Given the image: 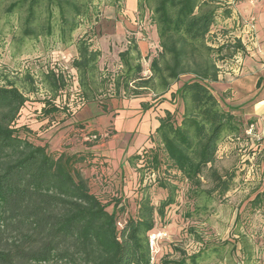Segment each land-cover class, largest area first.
I'll use <instances>...</instances> for the list:
<instances>
[{
  "label": "trees",
  "instance_id": "trees-1",
  "mask_svg": "<svg viewBox=\"0 0 264 264\" xmlns=\"http://www.w3.org/2000/svg\"><path fill=\"white\" fill-rule=\"evenodd\" d=\"M42 4L47 7V18L36 29L34 23ZM53 6L62 24L70 23L68 31H72L76 24L68 20L67 13L73 12V17L83 13L72 0H13L5 11L10 14L24 9L22 35L37 37L51 35ZM144 6L149 23L156 28L160 48L149 62L151 75H142L141 54L131 38L118 54L119 73L109 77L112 90L118 96H137L153 86L166 92L180 76L191 75V79L171 93V99L182 105L179 121L177 106L172 112L165 110L155 129L158 142L129 157L136 166L132 199L112 196L103 200L91 190L82 173L83 165H91L90 153L49 151L47 144L21 136V130L29 133L26 125L16 126L27 98L7 78L0 85V264H150L149 235L155 231V218L162 219L164 209L175 204L180 188L163 177V166L167 172L179 173L195 196L205 193L211 197L215 193L223 197L234 186L236 172L221 174L215 167L218 143L225 133L238 137L243 130L232 114L221 109L208 86L217 80L216 58H223V50L232 46L213 48L206 42L217 17H229V8L219 7L217 0L137 2L138 10ZM236 47L242 48L240 44ZM76 49L71 66L78 73L83 100L93 101L99 88L96 80L101 78L97 67L100 51L86 39H80ZM46 78L54 92L66 87L60 72L49 71ZM43 103L38 117L60 111L50 100ZM141 106L145 109L151 105L143 102ZM84 124L75 126L83 130ZM86 134L95 136V140L99 137L92 130ZM253 157L251 154L250 159ZM204 177L211 187L202 190ZM155 183L167 190L158 207L148 192ZM262 199L264 190L254 196L249 207H259ZM201 208L194 209V214L205 211V206ZM202 248L162 264H197Z\"/></svg>",
  "mask_w": 264,
  "mask_h": 264
},
{
  "label": "rangeland",
  "instance_id": "rangeland-1",
  "mask_svg": "<svg viewBox=\"0 0 264 264\" xmlns=\"http://www.w3.org/2000/svg\"><path fill=\"white\" fill-rule=\"evenodd\" d=\"M11 1L13 0H0V85L7 78L13 81L27 98L31 97L29 100L42 102L50 100L61 112L47 117L46 122L40 126H36L38 123L35 122V112L38 110L41 112V109H30V118L21 112L16 126L26 125L29 133L26 134L21 130L20 135H27L36 143L45 137L48 150L56 149L60 146L64 129L56 132L54 130L50 134H47L46 130L59 126L67 118H72L80 107L89 103V114L85 116L86 111L82 108L83 112L77 113L74 118V121L85 122V128L78 129L82 131H74L72 134L75 139L84 136L83 138L91 141L95 139L87 135L86 131L97 130L101 135L107 134L102 138L106 139L115 160L119 159V162L124 164L128 154L127 140L132 139V143L137 141L140 134L135 128L140 130L150 121L147 116L144 122L140 123L135 112L123 108L120 100L146 97L148 102L154 104L159 100L162 91L153 86L142 90L137 96L127 93L118 96L112 90L113 85L109 77H116L119 73L121 62L118 54L125 50L131 38L135 39L136 44L147 43L148 52H144L147 55L141 56L140 63L143 67L142 75L144 77L151 75L149 62L158 52L159 45L153 46L151 31L154 27H149L151 24L147 8L144 6L142 10L137 8L135 11L133 6L131 9V3L134 1L135 4L139 0H72L83 10L81 15L75 17L73 12L67 13L68 20L76 24L72 31H68L70 23L62 24L58 9L53 6L50 19L51 35L23 37L25 10L16 9L10 14L6 13L5 8ZM46 18L47 7L42 4L34 23L36 29L45 24ZM120 23L122 29L117 28L120 27ZM132 27H135V30ZM245 29L238 18H220L210 31L206 42L215 47L222 45L225 34L228 33L233 37L228 43L230 46L241 45L240 39H243ZM80 39L88 40L93 49L100 51L97 67L101 78L98 77L96 80L99 88L95 93V100L89 102L86 101L87 99L83 100L78 73L71 66L72 60L77 57L76 46ZM232 49L231 47V50L229 48L223 50V57L226 59L225 64H220L224 66L223 70L228 67L235 68ZM25 62H28L29 70L22 68ZM49 71L63 74L64 79L67 80H65L66 87L54 92L50 81L46 78V73ZM68 74L74 76L75 80L67 78ZM232 78L233 75L226 77L228 80ZM187 79H191V75L180 76L170 89H174ZM176 118L179 121L180 112L176 114ZM252 127L249 137L243 131L238 137L225 133L218 143L216 169L221 174L236 172L234 186L223 197L215 193L211 197L205 193L195 196L193 190L189 189L188 183L181 181L179 173L173 170L167 172L166 166L161 168L164 171L163 177L168 181H174L173 183H177L180 188L175 196V204L164 209L161 223L164 224L163 226L171 224L165 233L161 231L160 220L156 216L159 229L152 233L160 232L162 236L158 238L150 264H162L165 260H180L184 255L187 257L196 253L202 245L197 264H264V199L260 201L259 207L252 209L249 207L254 196L264 190V144L262 139L255 138L254 125ZM112 131L118 135L114 139L110 138ZM43 132H46L45 136L42 135ZM251 154H254V157L250 159ZM82 173L88 179L90 169L83 165ZM91 182L89 186L92 190L96 185ZM103 185L106 183L103 182ZM210 187L211 183L204 177L201 189ZM148 192L156 207L167 195V190L159 187L158 183L150 185ZM97 193L103 200H108L107 192ZM204 206V212L194 214V209ZM187 264L190 263L187 261Z\"/></svg>",
  "mask_w": 264,
  "mask_h": 264
},
{
  "label": "crops",
  "instance_id": "crops-1",
  "mask_svg": "<svg viewBox=\"0 0 264 264\" xmlns=\"http://www.w3.org/2000/svg\"><path fill=\"white\" fill-rule=\"evenodd\" d=\"M227 2L230 4L228 5ZM136 3L137 2L134 4L133 1L130 5L131 9L135 6V11H137ZM217 3L219 7L222 6V8H229L230 15L225 18L243 19L253 16L255 40L248 45V49L243 56L239 75L233 77L231 80L226 79V77L223 79L217 78L216 81L209 83L208 86L211 93L217 99L221 109L232 114L240 122L243 132L249 124H253L254 135H256L255 138L262 139V143L264 144V0H217ZM220 18L224 17L220 14L217 17V22ZM149 27H154L151 33L152 39L154 40L153 46H155V44H158L156 28L151 25ZM117 28L122 29V24L120 23V27ZM132 28L135 30V27ZM134 34H136V31ZM245 39L246 38L244 37V40ZM137 46L141 56H144V54L148 52L147 43L137 42ZM180 85L181 84L174 89L169 88L166 92H162L158 97L159 100L154 104L148 102L146 97H134L128 100H120L123 108L129 111L133 110L135 112V114L139 117L138 121H140V123H143L147 116L150 121V123H147L146 125L144 124L140 130H138L137 127L135 128V131H138L140 134L137 141L132 143V139L127 140L128 154L126 157L127 161H125L124 164L121 161L119 162V159L117 161L115 160L113 157L114 154L111 152L106 139L102 138V136H107V134L101 135L97 130H92L100 135V137L94 141L89 139L86 140V138H83L84 136L81 139H75L72 134L74 131H82L78 130L80 128L75 126L81 122L74 121V118H76L77 113H81V111L83 112L82 108L86 111L84 114L85 116L87 113L89 114V103L80 107L72 118H67L62 124L54 127L53 129L49 128L50 130L48 129L46 132L47 134H50L54 130V132H56L59 129H64L59 146L61 148L60 150H66L67 152L81 151L91 154V165L87 167V169H90L88 181H92L91 183L96 185L95 188L92 189L95 194H98L97 192L99 191H105L108 193L109 197L122 196V198L132 199V189L134 188L136 179V166L134 165L135 160L131 161L129 160V157L136 155L145 147H153L155 143L158 142L155 129L158 127L159 118L164 115L165 110L172 112L177 106L178 112H182V105L178 103L176 99H171V93L174 92ZM29 98L31 97L27 98L26 106L22 110L24 115L29 116L28 118L31 117L30 109H42L44 106L42 101H31ZM143 102H148L151 106L144 109L141 106V103ZM38 111L35 112V122L36 124L38 123L36 126L44 124L47 117H49H38L41 115V112L39 111L40 113H38ZM71 120H73V122ZM46 132H43L42 135L45 136ZM117 136V133L112 131L110 138L114 139ZM46 140L47 139L44 137V139H42L39 143L46 144ZM58 148L53 150H59ZM103 182L106 183V185H103ZM175 216L178 218L177 215ZM157 219L160 220L159 226L161 227V231L165 233L166 230L171 227V224L163 226L164 224L161 223V218L158 216ZM157 219L155 218L156 222ZM159 226L158 224L156 225L155 231L159 229Z\"/></svg>",
  "mask_w": 264,
  "mask_h": 264
},
{
  "label": "built area",
  "instance_id": "built-area-1",
  "mask_svg": "<svg viewBox=\"0 0 264 264\" xmlns=\"http://www.w3.org/2000/svg\"><path fill=\"white\" fill-rule=\"evenodd\" d=\"M227 4L229 5L230 3L227 2ZM237 19V18H236ZM239 20V18H238ZM240 24L241 26H245V35L243 33V39H240L241 40V47H238V48H233V45H232V59L234 60L235 62V68H226L223 70L224 66H221L220 64H225L224 61L226 60L224 57L221 58H216L215 60V66H216V69H217V78L218 79H223L227 76H232L235 77L237 75H239L240 73V68H241V64H242V60H243V56L244 54L246 53L247 49H248V45L249 43L253 42L255 39H254V17L253 16H250L248 18H243V19H240ZM244 37L246 38L244 40ZM233 37H230L227 33V35L225 34V37H224V40L222 42V45H229V41L233 40L232 39ZM233 44V43H231ZM213 48H217L221 45H218V46H213V45H209ZM160 49V48H159ZM236 55V56H235ZM221 62V63H220ZM23 69H26V70H29V66H28V62H25L22 66ZM227 70V71H225ZM67 78H72L73 80H75L74 76L72 75H67ZM66 80V79H65ZM67 81V80H66ZM253 125L251 124L249 126V128L247 130L244 131V134L246 136H250L251 135V132H252V127ZM92 139H95V136H90ZM162 236V233L160 232H157V233H152L149 235V250H150V253H151V261L153 259V255L155 253V249H156V246H157V241H158V238Z\"/></svg>",
  "mask_w": 264,
  "mask_h": 264
}]
</instances>
